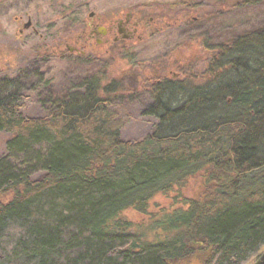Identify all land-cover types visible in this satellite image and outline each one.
<instances>
[{"label": "trees", "instance_id": "1", "mask_svg": "<svg viewBox=\"0 0 264 264\" xmlns=\"http://www.w3.org/2000/svg\"><path fill=\"white\" fill-rule=\"evenodd\" d=\"M209 49L201 74L174 79L151 63L147 79L138 74L133 90H145L143 115L156 120L138 139L122 137L117 107L128 88L115 81L85 78L49 98L42 117L23 112L18 87H0L7 153H26L21 164L0 158V264H249L260 256L264 28ZM41 144L45 151L27 153ZM190 179L197 190L186 196ZM170 193L172 208L154 220L160 236L133 232L124 213L146 214Z\"/></svg>", "mask_w": 264, "mask_h": 264}, {"label": "rangeland", "instance_id": "2", "mask_svg": "<svg viewBox=\"0 0 264 264\" xmlns=\"http://www.w3.org/2000/svg\"><path fill=\"white\" fill-rule=\"evenodd\" d=\"M140 1L152 4V10L155 11L157 4L163 0H19L17 8L6 10L0 18L6 25L7 22H13L16 16L30 11V14L34 16L33 24L39 28L43 38L55 44L58 43L59 36H70L78 30L70 25L69 21L59 19L65 7L67 12L72 10L78 18L85 19L91 10ZM68 17L72 18L70 15ZM6 27L3 41L8 38L6 41L9 44L8 51L12 50V52H9L10 55L0 64V87H18L19 93L25 95L23 112L27 116L47 115L49 98L66 95L74 87L79 86L85 78L96 75L105 82L115 81L128 88L117 107L124 121L122 137L138 139L151 132L156 121L152 116L143 115L146 106L150 103L145 90H133L135 81L139 79L141 73L146 79L149 77L145 72L148 65L150 63L159 67L165 65L170 76H174L176 70L179 76L187 74L192 68L201 74L211 58L212 51L209 47L224 43L241 34L264 28V1L244 5L243 8L233 13L211 17L209 21L201 22L196 26L192 25L163 33L157 32L144 42H129L125 46L115 47L109 54H101L98 50L94 53L92 51L82 59L77 58L75 54L70 56L69 48L63 47L65 53L62 57L51 55L49 60L34 59L33 62H28L23 56L28 51L25 48L36 47L39 37L34 36L23 48L16 43H9L16 26L10 29L7 25ZM15 48H19V51H15ZM177 61L183 69L182 73L179 67H175ZM8 137V133H0V158L7 156L10 162L21 164L24 160L22 155L26 153H21L22 155L18 157L7 153L6 140ZM46 146L45 144L36 145L27 153L31 155L39 149L45 151ZM39 174L40 172H37L34 175ZM197 185V180L190 179L183 189L184 194L186 196L196 194ZM172 205V193L158 195L150 202L146 214L128 211L124 213V217L133 224L131 227L133 232L139 236L145 235L144 239L156 240L160 235L157 234L158 229L153 228L154 220L160 219L163 214L161 211L170 210ZM257 259L254 258L249 264H254Z\"/></svg>", "mask_w": 264, "mask_h": 264}, {"label": "flooded vegetation", "instance_id": "3", "mask_svg": "<svg viewBox=\"0 0 264 264\" xmlns=\"http://www.w3.org/2000/svg\"><path fill=\"white\" fill-rule=\"evenodd\" d=\"M251 1L249 3L248 0H163L157 4L155 11L152 10V4L140 1L91 10L85 19L78 18L72 10L67 12L65 7L59 19L69 21L70 25L78 30L70 36H59L58 43L55 44L43 38L39 28L33 24L34 16L30 14V11L16 16L13 22H7L6 25L9 29L16 26L10 44L16 43L25 48L34 36L39 37L36 47L25 48L28 51L23 56L28 62H33L34 59L49 60L51 55L62 57L65 53L63 47L69 48L70 56L75 54L77 58L82 59L92 51L94 53L98 50L101 54H109L115 47L125 46L129 42H144L157 32L163 33L196 26L201 22L209 21L211 17L233 13L244 5L264 0ZM18 5L19 0H0V15L5 14L6 10L17 8ZM68 15L72 18L70 19ZM6 25L0 18V64L7 59L9 52H12V50L8 51L9 44L6 43L8 38L3 41V35L7 30ZM15 51L18 52L19 48H15ZM177 72L171 77L182 79L183 75L179 76Z\"/></svg>", "mask_w": 264, "mask_h": 264}, {"label": "water", "instance_id": "4", "mask_svg": "<svg viewBox=\"0 0 264 264\" xmlns=\"http://www.w3.org/2000/svg\"><path fill=\"white\" fill-rule=\"evenodd\" d=\"M254 264H264V251L260 254Z\"/></svg>", "mask_w": 264, "mask_h": 264}]
</instances>
